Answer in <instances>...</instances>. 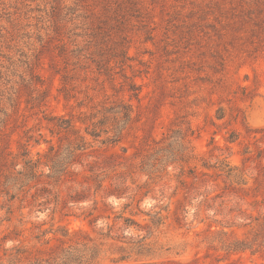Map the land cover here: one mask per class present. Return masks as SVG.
<instances>
[{
    "label": "rangeland",
    "instance_id": "374dc122",
    "mask_svg": "<svg viewBox=\"0 0 264 264\" xmlns=\"http://www.w3.org/2000/svg\"><path fill=\"white\" fill-rule=\"evenodd\" d=\"M58 1L73 6L74 0H0V108L11 113L0 136V264L47 258L76 245L80 233L100 250L91 264H264V249L234 246L252 239L264 215V42L253 22L230 19L229 0L212 14L203 13L208 0H147L148 31L138 18L131 20L124 73L141 86L140 97H131L128 86L120 94L133 104L135 121L120 143H93L71 168L62 201L76 192L86 201L62 209L56 188L35 187L14 200L2 191L5 176L24 164L23 147L36 158L59 145L51 116H78L90 111L91 103L78 106L87 95L97 104L115 93L94 69L75 81V98L60 92L61 48L69 40L58 35ZM78 14L69 13L66 28L82 22ZM203 15L206 21L199 23ZM37 59L42 83L30 75ZM122 73L119 86L125 84ZM104 80L105 91L98 85ZM17 91L13 111L3 97ZM45 91V105L28 104ZM171 131L184 135L186 156L175 137L166 140ZM168 143L174 161L156 162L150 176L142 161L152 155L161 161ZM91 169L109 174L97 194ZM156 213L161 223H153ZM141 243L145 250L139 253ZM121 256L127 259L119 261Z\"/></svg>",
    "mask_w": 264,
    "mask_h": 264
},
{
    "label": "trees",
    "instance_id": "16d2710c",
    "mask_svg": "<svg viewBox=\"0 0 264 264\" xmlns=\"http://www.w3.org/2000/svg\"><path fill=\"white\" fill-rule=\"evenodd\" d=\"M146 1L74 0L73 6L61 5L58 1V35L61 36L62 42L65 39L69 40V42L64 41L61 48L65 66L60 92L63 93L65 98H75V88L77 86L75 81H78L82 76L85 80L87 75L93 72L92 69H94L97 74L107 76V81L115 93L113 95L105 94L104 99L97 104L93 102L91 96L87 95L86 98L78 102V106L87 107L91 103L90 111L80 112L78 116L70 114L69 116L60 115L49 118V121L53 123L52 132L58 133L59 145L57 147L53 144L50 145L47 152H38L36 158L30 156V151L23 147L21 159L24 164L22 168L15 174L6 175L3 182L2 191L10 197V200L22 199L30 189L35 187L38 191L48 192L51 190L50 187L56 188L58 204L62 202V209L67 208L69 203L75 204L88 199V196L83 192H76L75 194L69 193V198L62 201L61 186L71 174V168L75 164L81 163L82 156L86 154L88 149L94 147L93 143L99 142L105 146L120 143L126 131L135 121L133 104L127 102L120 93L128 86L131 97L136 99L140 97L141 86L124 73V66L129 59L127 54L129 48L128 29L131 20L138 18L139 24L148 31L147 21L150 8L147 6ZM150 1L155 3L158 0ZM221 1L224 2L225 0H208L204 4L206 9L203 13L209 14L215 9L222 10L223 3H220ZM229 5H231L229 8L232 15L230 19L235 20L237 18L236 21L242 22L243 26L253 22L257 30L260 29L258 38L262 46L264 42V0H229ZM75 11H79L78 17L82 19V22L79 25L72 24L70 28H66V22H64L67 21L66 17L70 12L75 13ZM203 17L205 16L203 15ZM205 21L206 17L199 19V23H205ZM68 44L72 48H69ZM36 66H38V59L30 63V75L37 83H42L41 77L35 72ZM120 72H123L122 76L125 79V84L119 86L116 80ZM98 85L100 90L105 91L106 80L99 82ZM0 92L2 91L0 90ZM0 95H4V93H0ZM3 98H6L9 105L13 107V111L18 108L20 99L18 91L15 94L8 92V96ZM47 98L48 94L45 91L38 97L31 96L27 102L32 104L33 107L41 108L47 102ZM10 116L11 113L5 111L4 108H0V136L4 133ZM79 123L84 125L83 129L78 125ZM171 132H173L172 135L167 136L166 140L175 137L174 142H180V156H186L187 146L184 135L180 136V133L176 131ZM176 133L178 135H175ZM32 137L29 136L28 141ZM35 141L39 143L40 140ZM170 146V143H168V147L160 149V153H165L161 161L153 155L151 157L146 156L142 161L143 170L151 176L155 173L156 162L168 163L170 159L174 161L175 154L169 150ZM105 162L111 163L109 161ZM42 166H46L48 171L41 170ZM116 166V164H113L110 167L115 169ZM232 170L233 168L230 169L231 172ZM91 171L97 194L103 187V183L109 178V174L106 173L107 170L97 172L91 169ZM40 184L41 186H39ZM111 193L117 197H122L124 192L113 189ZM90 215L92 213H89L88 216ZM156 215L157 213L154 215L153 223H161L162 218ZM262 219L253 231L252 239L249 242L237 241L234 245L235 250L240 248H254L255 251L264 249V215ZM93 220L91 219V222ZM125 221L128 224H136V221L131 218H126ZM80 234L81 237H78L79 241L76 242V245L60 248L49 254L47 258L35 257L33 261L29 260L27 264H91L99 257L100 250L93 238L85 233ZM101 235L109 236L105 233H101ZM142 241L143 239L140 242ZM144 245V243L139 245V253L145 250ZM229 249H232L231 245H229ZM21 253L22 251L18 249L16 256ZM124 259H127V256H121L119 261Z\"/></svg>",
    "mask_w": 264,
    "mask_h": 264
}]
</instances>
